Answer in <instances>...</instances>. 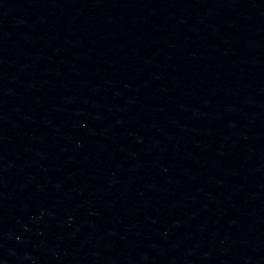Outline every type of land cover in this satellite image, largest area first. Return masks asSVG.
<instances>
[{"label":"water","instance_id":"1","mask_svg":"<svg viewBox=\"0 0 264 264\" xmlns=\"http://www.w3.org/2000/svg\"><path fill=\"white\" fill-rule=\"evenodd\" d=\"M264 211V0H0V264H222Z\"/></svg>","mask_w":264,"mask_h":264}]
</instances>
